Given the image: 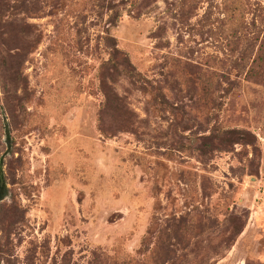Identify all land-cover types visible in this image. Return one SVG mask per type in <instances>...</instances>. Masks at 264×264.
Listing matches in <instances>:
<instances>
[{"label":"rangeland","instance_id":"1","mask_svg":"<svg viewBox=\"0 0 264 264\" xmlns=\"http://www.w3.org/2000/svg\"><path fill=\"white\" fill-rule=\"evenodd\" d=\"M263 38L264 0H0V264H264Z\"/></svg>","mask_w":264,"mask_h":264},{"label":"trees","instance_id":"2","mask_svg":"<svg viewBox=\"0 0 264 264\" xmlns=\"http://www.w3.org/2000/svg\"><path fill=\"white\" fill-rule=\"evenodd\" d=\"M234 1L230 2V3H226L223 7L225 8V14L227 16L226 19V26L229 27V30H231L232 32L233 27H235L236 25V21L234 19V11H235V7L234 6ZM231 32V33H232ZM113 48L114 45H113ZM250 65L247 69V71L245 72V78L247 79V82L250 83H255L256 85L262 86L264 87V38L261 41L256 53L251 57L250 59ZM210 71V70H208ZM211 74H213V72H210ZM128 75L132 78V79H137L139 80L140 76L138 74H135L134 71H130L128 73ZM203 94L205 96L206 102L210 103V92L207 88L203 89ZM2 117H4V113L3 111L1 112ZM246 132H234V131H224V133H220V135L223 136H229V137H236L239 138V136H247V137H251L250 134H244Z\"/></svg>","mask_w":264,"mask_h":264}]
</instances>
